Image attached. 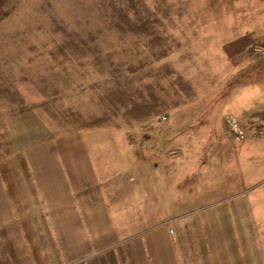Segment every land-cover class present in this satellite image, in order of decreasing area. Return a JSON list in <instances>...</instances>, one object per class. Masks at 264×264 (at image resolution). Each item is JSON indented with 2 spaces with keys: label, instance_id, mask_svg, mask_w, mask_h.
Here are the masks:
<instances>
[{
  "label": "rangeland",
  "instance_id": "1",
  "mask_svg": "<svg viewBox=\"0 0 264 264\" xmlns=\"http://www.w3.org/2000/svg\"><path fill=\"white\" fill-rule=\"evenodd\" d=\"M135 238L264 264V0H0V264Z\"/></svg>",
  "mask_w": 264,
  "mask_h": 264
},
{
  "label": "crops",
  "instance_id": "2",
  "mask_svg": "<svg viewBox=\"0 0 264 264\" xmlns=\"http://www.w3.org/2000/svg\"><path fill=\"white\" fill-rule=\"evenodd\" d=\"M240 45L238 46L240 47ZM153 241L148 242V245L151 247V249H148L149 253L144 250L142 240L140 241L135 238L128 243L129 251L131 252V256H133L135 264H159L161 257H163V259L167 258V264H179L176 251L172 249L165 251L166 246L163 242H157V239ZM153 251H155V253Z\"/></svg>",
  "mask_w": 264,
  "mask_h": 264
}]
</instances>
